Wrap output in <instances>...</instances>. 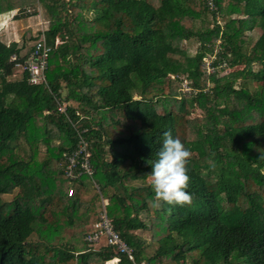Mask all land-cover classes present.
Listing matches in <instances>:
<instances>
[{"label": "trees", "instance_id": "1", "mask_svg": "<svg viewBox=\"0 0 264 264\" xmlns=\"http://www.w3.org/2000/svg\"><path fill=\"white\" fill-rule=\"evenodd\" d=\"M212 2L0 0V14L35 17L37 3L45 16L24 53L25 38H0V264H132L84 239L101 199L136 261L264 264V0ZM40 38L45 81L32 84L14 70ZM208 55L214 69L237 67L207 73ZM169 129L192 152L193 202L155 208L150 175ZM79 138L93 175L70 179Z\"/></svg>", "mask_w": 264, "mask_h": 264}, {"label": "built area", "instance_id": "2", "mask_svg": "<svg viewBox=\"0 0 264 264\" xmlns=\"http://www.w3.org/2000/svg\"><path fill=\"white\" fill-rule=\"evenodd\" d=\"M207 5L209 9H215L212 0H207ZM36 46L31 51L30 58L28 62L24 64H17L16 67H20L21 71L26 70L29 76V82L32 84H38L45 81L44 71L47 67V52L48 48L45 46L43 42V38L38 39L35 42ZM213 56L214 59V55ZM16 55H12L11 59H15ZM211 61L206 56L203 57V66L207 72L211 70L214 72V67L211 65ZM186 80V79H184ZM184 83L185 91L191 90L189 82ZM57 99V111L59 113H66L67 104L64 101H59ZM76 115L78 113L76 112ZM71 119L74 120L73 125L76 120L72 116ZM79 119V118H78ZM90 151L88 149V143L85 139L79 138L77 141L75 148L65 155L66 164L64 166V173L70 179H76L78 176L86 174L89 176L93 175V168L91 166V162L89 160ZM72 192L71 189L68 190V194L70 195ZM107 205V201L105 199H101V207L97 214V219L90 224V229H88L87 234L84 239L94 245H98L100 240L103 238L107 244H110L115 248V250L126 256V258L131 261L132 264H147L146 261H136L134 257V250L131 246H129L125 240H123L119 233L113 228L111 219L108 217L105 206ZM117 260V259H115Z\"/></svg>", "mask_w": 264, "mask_h": 264}, {"label": "clouds", "instance_id": "3", "mask_svg": "<svg viewBox=\"0 0 264 264\" xmlns=\"http://www.w3.org/2000/svg\"><path fill=\"white\" fill-rule=\"evenodd\" d=\"M157 155L150 175L155 195L153 207H161V201L169 205H191L193 197L187 191L191 180L188 174L191 150L179 138L174 139L169 129L163 133L162 147Z\"/></svg>", "mask_w": 264, "mask_h": 264}, {"label": "rangeland", "instance_id": "4", "mask_svg": "<svg viewBox=\"0 0 264 264\" xmlns=\"http://www.w3.org/2000/svg\"><path fill=\"white\" fill-rule=\"evenodd\" d=\"M29 9L31 11H33L34 9H37L38 10V15L35 16V17H32V19H30L29 22H27L26 20L24 19H21V20H18V21H14L13 18L11 17L10 18V21L13 20L14 23H12V26H11V22L9 21L7 25L8 26H11L9 28V41L12 40V41H17L19 40L21 37L25 38L26 41H25V50L26 51L32 44V40L30 38V33H33L32 31H34L35 29H42L43 28V24L45 23V16L41 15L40 14V10H39V6L37 3L35 4H32V6H29ZM42 10V9H41ZM66 12V11H65ZM65 12H62V15L65 14ZM208 20L211 21V17L210 15L208 16ZM2 38V37H1ZM7 40V39H6ZM5 41V40H4ZM10 41V42H12ZM183 48L186 49V51L190 54H194L196 49H197V42L194 40V39H190V40H187V41H184L183 42ZM209 60H213V56H206ZM237 67V66H236ZM236 67H233V68H228V67H218V68H215L214 70L220 74V76L222 75H225V74H228L229 72H231L232 70H234ZM205 69V68H204ZM206 70V69H205ZM21 72V68L20 67H16L15 70H14V73H20ZM207 72V71H206ZM207 73H213L211 70H209V72ZM18 75V74H17ZM16 75V76H17ZM14 77V76H13ZM12 77V78H13ZM186 82H189L188 79L186 80H182V84H181V87L183 88V90H185L184 88V83L185 85ZM201 112L199 109H196L194 110L193 112H191V115L190 116H195V115H200ZM96 119V117H95ZM42 149V148H41ZM91 224V223H90ZM90 226V225H89ZM81 229V228H80ZM141 235L143 237L146 238L147 241H150V234L149 232H141Z\"/></svg>", "mask_w": 264, "mask_h": 264}, {"label": "crops", "instance_id": "5", "mask_svg": "<svg viewBox=\"0 0 264 264\" xmlns=\"http://www.w3.org/2000/svg\"><path fill=\"white\" fill-rule=\"evenodd\" d=\"M13 13L14 12H7V13H3V14H0V38L1 39H3V40H5L6 41V43H10V41H12V40H10L9 41V28L12 26V23H14V21H18V20H21V19H24V20H26L27 22H29L30 21V19H32V17L33 16H29V17H26V18H20V19H15V18H13V20H11L10 21V18H11V16L13 15ZM11 22V26H8L7 27V25L6 24H8V22ZM11 33V32H10ZM11 36V35H10ZM7 39V40H6ZM24 47H25V45H24ZM26 48H23V50H22V52L21 53H24ZM88 226V225H87ZM86 226V228L88 229V227ZM106 264H112V262L111 261H107L106 262Z\"/></svg>", "mask_w": 264, "mask_h": 264}, {"label": "bare ground", "instance_id": "6", "mask_svg": "<svg viewBox=\"0 0 264 264\" xmlns=\"http://www.w3.org/2000/svg\"><path fill=\"white\" fill-rule=\"evenodd\" d=\"M46 41V40H45ZM47 44V43H46Z\"/></svg>", "mask_w": 264, "mask_h": 264}]
</instances>
